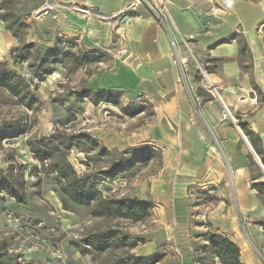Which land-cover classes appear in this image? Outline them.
Wrapping results in <instances>:
<instances>
[{
	"label": "rangeland",
	"instance_id": "rangeland-1",
	"mask_svg": "<svg viewBox=\"0 0 264 264\" xmlns=\"http://www.w3.org/2000/svg\"><path fill=\"white\" fill-rule=\"evenodd\" d=\"M135 11L103 19L94 10L70 9L65 0H0V61L30 79L28 62L15 57L49 50L46 67L55 69L46 81L33 82L39 101H23L0 87V171L24 181L26 194L23 204L0 195V264H201L195 249L206 228L197 223L208 218L197 215L195 205L211 200L197 188L209 155L194 133L180 136L178 101L170 97L177 95L181 67L170 60L164 67L147 56L151 28H136ZM148 17L157 26L149 11ZM30 43L35 47L26 48ZM180 49L186 74L212 91L197 68L196 48ZM242 60L251 76L252 54ZM189 79L182 88L195 106L196 86ZM88 89L117 91L118 103L74 94ZM56 130L71 137L88 133L99 144L81 141L67 152L78 173L103 179L102 170L126 160V170L115 180H101L100 188L109 198L150 203V216L133 222L95 215L96 204L68 202L66 208L51 162L35 155ZM15 133L19 137H11ZM188 141L184 153L180 147ZM103 233L112 236L104 250L85 244Z\"/></svg>",
	"mask_w": 264,
	"mask_h": 264
},
{
	"label": "crops",
	"instance_id": "crops-1",
	"mask_svg": "<svg viewBox=\"0 0 264 264\" xmlns=\"http://www.w3.org/2000/svg\"><path fill=\"white\" fill-rule=\"evenodd\" d=\"M129 2L65 0L68 8L84 13L94 10L103 19L122 15ZM168 11L178 42L188 46L184 40L194 37L189 45L196 48V63L209 66V79L219 94L204 89L189 76L190 85L196 86V105L189 103L183 88H177L176 97H170L178 101L180 136L187 138L194 133L209 155L201 171L205 181L197 183L198 190L211 195V200L195 205L197 215L208 218L198 221L200 228H206L198 237L208 230L221 233L240 247L245 264H264V195L252 187L264 182V165L242 127L260 138L257 145L264 153V0H169ZM135 13L132 19L137 29L151 28L147 56L169 67L171 48L165 33L143 6ZM245 45L248 49L241 52ZM250 53L254 61L251 76L242 60ZM223 104L234 112L237 124L222 118ZM189 145V141L181 145V151L187 153ZM250 156L258 169L252 166Z\"/></svg>",
	"mask_w": 264,
	"mask_h": 264
},
{
	"label": "trees",
	"instance_id": "trees-1",
	"mask_svg": "<svg viewBox=\"0 0 264 264\" xmlns=\"http://www.w3.org/2000/svg\"><path fill=\"white\" fill-rule=\"evenodd\" d=\"M5 4V2L3 3ZM3 7V6H2ZM1 18H5L3 15ZM10 30V28H8ZM17 37V34L13 32ZM35 47L34 43L28 44L26 48ZM248 47L242 46L241 52L247 50ZM12 51L15 49L12 48ZM16 60H25L31 70V78L27 79L15 70L9 67L7 61H0V87L14 97L20 98L23 101H39L32 91V84L35 80L44 82L47 77L54 72V67H46L50 60V51L46 53H39L37 57H31L29 54H22L15 57ZM57 59L55 57L53 60ZM56 62V61H55ZM112 90H97L90 89L83 92H75L80 99L89 97L94 103L105 101L109 103H118L119 94ZM246 130V134L250 137V141L260 157L264 165V153L257 145L260 140L258 136L247 130L245 125H242ZM13 138L19 137V133H15ZM6 138H9L7 136ZM81 141L90 144V147H98L99 144L88 133H77L73 137L67 135L57 134V130L52 133L50 140L41 141L36 149V157L40 162L46 163L50 161L52 170L56 173V179L59 183L60 191L64 196V206L68 208V202L80 205L91 206L96 204L97 209L94 210L95 215H105L114 218H123L133 222H139L148 218L151 214V204L137 200L109 198L103 195L100 188L101 180H115L118 176L126 170L127 161L113 164L109 169H104L100 173L103 179L91 178L87 173H78L73 165L68 161V151L74 147H81ZM103 148V147H102ZM100 149L102 153L108 152L106 148ZM251 158V164L258 169L256 162ZM140 161H147V159H140ZM11 170L7 172L0 171V195L6 194L12 197L15 202L23 204L26 202L24 181L21 184L11 181ZM260 195H264V182L254 183L252 185ZM112 236L108 234H98L96 239L91 241L85 239L87 246H94L98 250H104L109 246L108 241ZM200 242L197 244L195 252L197 254L196 260L201 264H245L242 261L240 247L229 237L214 231H207L204 233Z\"/></svg>",
	"mask_w": 264,
	"mask_h": 264
},
{
	"label": "built area",
	"instance_id": "built-area-1",
	"mask_svg": "<svg viewBox=\"0 0 264 264\" xmlns=\"http://www.w3.org/2000/svg\"><path fill=\"white\" fill-rule=\"evenodd\" d=\"M168 2L169 0H130L128 7L123 11V14L135 11L140 6L145 7L155 19L158 28L165 33L168 37L170 44V55L168 56L169 60L175 65H179L181 67V75L176 83V89L182 88L185 82L187 83V79L189 76L186 74L187 72V58H183L180 49V43L176 39L171 27H170V15L168 11ZM47 9V8H46ZM194 39L193 36L188 37V40H184V42L188 45L191 51L192 47L189 45L190 41ZM206 65L204 63H197V68L204 71V77L207 79L210 88L214 91L215 94L219 95L209 79V73L204 68ZM222 118L225 120H230L234 124H237V118L234 112L223 104ZM258 255L263 258V255L260 250L257 251Z\"/></svg>",
	"mask_w": 264,
	"mask_h": 264
},
{
	"label": "water",
	"instance_id": "water-1",
	"mask_svg": "<svg viewBox=\"0 0 264 264\" xmlns=\"http://www.w3.org/2000/svg\"><path fill=\"white\" fill-rule=\"evenodd\" d=\"M263 168H264V166H263Z\"/></svg>",
	"mask_w": 264,
	"mask_h": 264
}]
</instances>
